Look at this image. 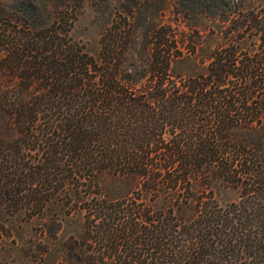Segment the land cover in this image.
<instances>
[{
	"label": "trees",
	"instance_id": "trees-1",
	"mask_svg": "<svg viewBox=\"0 0 264 264\" xmlns=\"http://www.w3.org/2000/svg\"><path fill=\"white\" fill-rule=\"evenodd\" d=\"M70 11L31 28L0 2V208L76 197L96 264H264L262 57L228 46L174 74L176 34L138 55L127 19L95 56Z\"/></svg>",
	"mask_w": 264,
	"mask_h": 264
},
{
	"label": "rangeland",
	"instance_id": "rangeland-1",
	"mask_svg": "<svg viewBox=\"0 0 264 264\" xmlns=\"http://www.w3.org/2000/svg\"><path fill=\"white\" fill-rule=\"evenodd\" d=\"M0 2L15 20L24 19L31 28L51 24L68 6L70 15L76 17L72 37L95 56L100 53L102 34L127 19L133 32L131 50L138 55L154 30L165 28L176 34L182 54L173 59L174 74L207 72L215 50L228 46L236 47L241 55L248 52L256 62L262 57L258 64L264 71V0ZM128 63L131 67L134 61ZM261 110L264 117V99ZM218 195L222 201L236 198L232 191H218ZM84 223L85 211L76 197H55L35 215L24 209L0 208V264H96L83 238Z\"/></svg>",
	"mask_w": 264,
	"mask_h": 264
}]
</instances>
